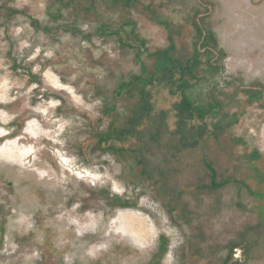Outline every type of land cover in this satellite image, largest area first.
Here are the masks:
<instances>
[{"label":"rangeland","instance_id":"374dc122","mask_svg":"<svg viewBox=\"0 0 264 264\" xmlns=\"http://www.w3.org/2000/svg\"><path fill=\"white\" fill-rule=\"evenodd\" d=\"M0 111V264H264V0H0Z\"/></svg>","mask_w":264,"mask_h":264},{"label":"bare ground","instance_id":"6f19581e","mask_svg":"<svg viewBox=\"0 0 264 264\" xmlns=\"http://www.w3.org/2000/svg\"><path fill=\"white\" fill-rule=\"evenodd\" d=\"M50 76L47 75V78H49ZM49 80V79H48ZM0 131H3V129H0ZM30 132V131H29ZM33 133L35 134L36 132L33 129ZM6 135V133L0 135V136H4ZM34 136V135H33ZM26 150L23 151H18V153H23L24 155H26L25 153ZM0 153L2 154V156L5 157H15V153L10 150H6V149H2L0 150ZM19 155H17L18 157ZM119 216L114 219L112 225H115L116 230H120L125 236L128 235L129 237H131L132 239H134L135 242H139L140 244H144L147 240V236H148V231L145 229V221L143 220V218L140 216V214L134 212V211H124L121 212L120 214H118Z\"/></svg>","mask_w":264,"mask_h":264},{"label":"flooded vegetation","instance_id":"af4514ba","mask_svg":"<svg viewBox=\"0 0 264 264\" xmlns=\"http://www.w3.org/2000/svg\"><path fill=\"white\" fill-rule=\"evenodd\" d=\"M47 75L50 76L51 82L48 81L49 78H47ZM44 78H46V82L50 83L51 86L53 88H55V89H59V90L65 89V88L68 89V87L65 84H63L61 81H59V79L57 78V76L55 74H53V73H51L49 71H47L45 73ZM71 92H72V90H71ZM54 101H52V104L50 105V108L54 106ZM6 114L7 113H5L4 111H0V118L2 120H5L7 118L6 117L7 116ZM25 128H27V131L31 135V137L33 135L36 136L41 131V127L39 125L32 124V123L30 124V122L26 125ZM33 129L36 132V134L33 133ZM3 133L5 134L6 132L5 131L4 132L3 131H0V135H2ZM4 136H6V135H4ZM4 136H1V137H4ZM18 141H19V138L17 140H15V141H6V143L4 145L0 144V150H2V149H11V150H14V151L26 150V151H29L30 152L31 149H22V148H19Z\"/></svg>","mask_w":264,"mask_h":264}]
</instances>
